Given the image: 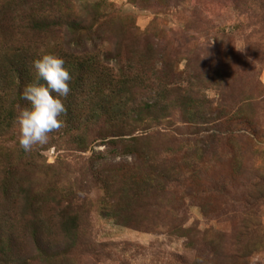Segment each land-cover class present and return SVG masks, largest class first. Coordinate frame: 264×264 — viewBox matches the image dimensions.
Instances as JSON below:
<instances>
[{"label":"rangeland","instance_id":"1","mask_svg":"<svg viewBox=\"0 0 264 264\" xmlns=\"http://www.w3.org/2000/svg\"><path fill=\"white\" fill-rule=\"evenodd\" d=\"M42 52L132 78L24 152ZM3 181L0 264H264V0H0Z\"/></svg>","mask_w":264,"mask_h":264},{"label":"clouds","instance_id":"2","mask_svg":"<svg viewBox=\"0 0 264 264\" xmlns=\"http://www.w3.org/2000/svg\"><path fill=\"white\" fill-rule=\"evenodd\" d=\"M63 65L62 58L44 52L32 61L35 79L20 92L27 106L21 108L14 119L18 145L24 152L31 151L34 145L48 143V134L62 127L59 117L66 111L63 98L70 92L68 82L71 79Z\"/></svg>","mask_w":264,"mask_h":264},{"label":"trees","instance_id":"3","mask_svg":"<svg viewBox=\"0 0 264 264\" xmlns=\"http://www.w3.org/2000/svg\"><path fill=\"white\" fill-rule=\"evenodd\" d=\"M57 57L63 59L64 61L63 66L68 70V73L71 77L70 81L68 82L70 87V92L67 95V97H65L67 101H71V100L76 101V99L78 98H83L85 101L88 100L89 105L91 104L92 101H94V103H92L96 105V111L94 112V117L96 112L108 113L109 110L111 112L115 111L116 112V113L114 112L115 116L120 115L122 107L125 106L124 104L127 100V96L125 94L126 84H128V82L131 81L132 77L126 78L122 76V79L117 80V78L116 79L112 78L110 72H105L102 70L97 75L98 77L94 76L95 73L93 71L96 69L93 67L94 56L93 54L90 53H87L86 56L83 58H77L72 54H68L67 56L65 55L64 57L58 55ZM36 58H38V56L36 55H32L29 58V63L31 64V66H32V61ZM17 64H19V61L12 63V65H17ZM133 72L138 74L136 68H134V70L131 71V73ZM15 73H19V72L15 69ZM127 73L131 74L130 72ZM128 74L126 75L130 76ZM33 75L34 73L30 74L27 84L34 81L35 77ZM40 83H43V81H40ZM114 99H117L118 102L113 105L111 102ZM18 100L24 101L23 99H21V96H19ZM64 106L66 111L65 113H63V116L65 115L67 118L74 117L72 114H75L76 111H71L70 110L71 106L68 104H64ZM91 117H93V115ZM0 191L3 195L7 194L8 185L6 182L4 181L2 182V184L0 185Z\"/></svg>","mask_w":264,"mask_h":264}]
</instances>
